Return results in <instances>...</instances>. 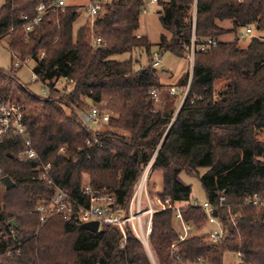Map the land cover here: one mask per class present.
<instances>
[{"label": "trees", "instance_id": "1", "mask_svg": "<svg viewBox=\"0 0 264 264\" xmlns=\"http://www.w3.org/2000/svg\"><path fill=\"white\" fill-rule=\"evenodd\" d=\"M47 1L55 0H5L0 40L8 39L10 52L20 61H34L33 74L49 94L27 91L13 65L0 68V96L24 99L28 134L40 162L51 165L53 183L88 206L82 185L88 175L92 191H111L115 206L126 209L157 151L153 170L164 173L160 200L171 205L152 217L150 247L157 263L225 264L227 253H241L236 264H264V210L241 205L247 194L264 195V140L256 139L264 131V41L253 36L245 48L236 38L221 41L247 28L264 34V0H159L158 15L167 33L156 44L160 53L184 58L193 6L197 39L219 41L211 51L196 54L190 88L188 76L175 86L188 93L174 120L183 94L161 93L167 86L156 69L137 68L139 61L133 58L114 59L138 50L151 57L149 38L137 34L144 0H110L92 25L76 32L78 8L66 6L49 12L26 34L23 16H35L37 6ZM96 38L103 44L95 45ZM67 80L73 81L69 89ZM152 90L160 92V110ZM88 100L113 113L108 131L94 135L81 119L90 108ZM21 151L19 138L0 140L3 176L15 184L7 190L0 183V264H152L129 226L123 235L117 226L104 225L94 233L62 217L40 225L36 208L51 197L53 187L39 177L40 162L20 159ZM182 173L200 180L206 201L214 202L218 191L227 190L234 222L228 208L219 211L226 230L222 243L212 245L207 236L195 235L180 241L176 208L196 230L207 226V215L194 206L192 187L183 183ZM160 178L152 181L155 194L163 190ZM11 220L17 222L14 236Z\"/></svg>", "mask_w": 264, "mask_h": 264}, {"label": "built area", "instance_id": "2", "mask_svg": "<svg viewBox=\"0 0 264 264\" xmlns=\"http://www.w3.org/2000/svg\"><path fill=\"white\" fill-rule=\"evenodd\" d=\"M110 0H91L87 7L88 12L94 19L103 9V5ZM66 7V3L63 0L47 1L40 3L36 8L35 16L28 15L23 16L22 21L24 23L23 29L26 34L33 32L35 27L39 26L49 12H54L56 9H63ZM160 9L159 0H144V6L142 13L147 14L149 11H157ZM196 7L194 16L192 19V36L190 43L185 47V59L193 66L195 62L196 54L206 53L216 48L219 41L214 38H206L204 40H198L195 33L196 28ZM254 29L247 28L239 31V38L253 37ZM95 45H102V38L94 39ZM45 56L41 54V58ZM32 61L31 58H27L25 61H16L14 69L16 70L21 65H25ZM162 64L161 53L156 50L151 52V67L156 69ZM34 78H37L33 74ZM73 85L72 80L64 81V86L68 89ZM171 95L176 94V87L169 89ZM186 92L185 96L187 95ZM160 92L158 90H152L151 95L158 101ZM25 102L5 100L0 96V140L19 138L21 140L22 151L20 153V159L24 160H37L40 162L39 155L34 148L33 141L30 138L25 123ZM114 117L111 111L106 107L93 106L88 111L81 113V119L88 125L93 124H107ZM97 142V141H96ZM89 144V143H88ZM62 152L64 150H61ZM149 169V168H148ZM38 170V169H37ZM50 164H43L40 162L39 177L47 180L53 187V194L45 202L37 206L36 212L39 214V224H45L49 219L53 217H62L67 221L73 222L75 225L82 226L83 224L90 222H99V230L102 226H117L123 235L125 230L129 226L135 232V234L143 241L150 236L152 231V217L153 213L158 210H166L171 207L170 202L164 203L160 200L158 195H153L154 201L151 200L147 187V172H145L139 182L137 183L134 194L132 195L128 207L115 206L116 196L115 194L98 193L92 191L89 185L84 187V196L89 198L88 206L72 199L58 186H56L50 179ZM3 169L0 163V183H2ZM227 190L223 189L216 193L215 201H206L203 204L197 202L193 203L194 206L201 207L207 215V226L210 227V231L207 233V240L212 245H218L226 238V230L222 216L219 215V211L224 208H228L229 218L234 222V217L231 212V206L226 204ZM156 205L157 208H153ZM243 207H251L259 210H264V195L260 194H247L243 203ZM145 206V207H144ZM176 220L181 224V230L179 231L180 241H185L191 234L193 229L192 225L184 222L179 208H176ZM217 216H214V213ZM147 216V217H145ZM10 223V222H9ZM10 225V224H9ZM10 235L14 236V227L10 225ZM20 245V243H18ZM235 256L238 260L242 259L241 253H236ZM194 264H205L201 260L196 261Z\"/></svg>", "mask_w": 264, "mask_h": 264}, {"label": "rangeland", "instance_id": "3", "mask_svg": "<svg viewBox=\"0 0 264 264\" xmlns=\"http://www.w3.org/2000/svg\"><path fill=\"white\" fill-rule=\"evenodd\" d=\"M4 1L5 0H0V8L4 4ZM63 1L66 3V6H76L78 8L79 17L74 24V31L75 32L79 28L83 27L84 25H86L88 23H90V25H92V21L95 18L93 19L87 10V7L90 4L91 0H63ZM162 1H168V0H162ZM194 11H195V6H193V8L190 11L189 18H188L190 21H192V19H193ZM140 33L149 38L150 42L153 45L152 51H156L157 50L156 44L159 43L161 35L167 34L164 31V29L162 28V25H161L157 11L152 10V11H149L147 14L142 13L141 20H140V28H139V31L137 32V34L140 35ZM254 36L260 37L261 40L264 41V34L254 31ZM235 38L239 39V45L238 46L240 48H245L248 45V43L252 37L239 38L238 35L236 37H235V35H230L229 37L223 38V41H226V40L233 41ZM130 58H133V60L136 62L139 61L137 68H139V67H144V68L151 67L150 54L146 55L141 50L136 51L132 56H131V54H125L122 56L114 57V59L119 60V61L128 60ZM18 60L19 59L17 57L13 56V54L10 52L8 39L4 38V39L0 40V68L4 69V70H9ZM161 61H162V64L159 68H156V71H157L160 83L167 86V89L162 90L161 93L169 91V89L171 87L178 86L180 81L185 76L189 77L188 89L190 88L191 82H192L194 65L191 66L186 61L185 55H184V58H179V57L173 56L169 53H161ZM34 67H35L34 61H30L25 65H21L19 68L16 69L17 70L16 77L23 85H25V87H26L25 89L27 91H29L30 93L36 94L40 97H47L49 94L48 90L43 87V85L40 81H37V78L33 77ZM165 68L168 71H164ZM219 86H220V82H216L215 83V89H218ZM188 89H187V91H188ZM176 92L179 95L183 94L182 95L183 97L181 98L179 96L180 98H178L177 103L175 102L176 103V105H175L176 106V113H175V116L173 117V120L177 116L178 110L180 109L181 104H182L183 99H184L185 94H186V93L184 94L183 89H176ZM22 101L25 102L24 99H22ZM162 106H163V104H162L161 100L155 102L156 110H160L162 108ZM104 107H106V106L104 105ZM88 110H89V108L85 109V111H88ZM117 119H118V117H117ZM88 129H90L91 132L95 135L98 132L104 133V132L108 131L109 128H108V124L97 123V124H93V125H88ZM256 139L264 140V131L261 132V134H259ZM163 141H164V139H162L159 147L161 146ZM156 153H157V151L155 152L152 160L148 163V165L142 171V175L145 172H147V184L146 185L148 187V191L150 190V188L152 189V185H153V187L155 185V183L152 182L153 178L157 175L161 176L160 182L163 185V190L158 194H155L153 190H152V192H149V195H150V198L152 201H154L153 195L154 196L158 195V197L160 198L164 192V173L163 172H154V170H153V159L155 158ZM204 172H205V170H202L201 174H203ZM192 176H188L185 173H182L180 175L183 183L192 187V202L193 203L197 202L199 204H203L207 200L206 193H205L203 187L201 186L200 180L197 177H192ZM82 185L83 186H87V185L90 186V178L88 175L83 176ZM107 193L109 194V193H111V191H109ZM153 208H157V206L154 205ZM145 217H147V216H145ZM175 227H176L178 232L181 230V224L178 221L175 222ZM209 231H210L209 226H206L202 230H196L193 227L190 235H195V236H200V237L201 236H207V233ZM134 234H135V232H134ZM140 241L143 243L152 264H158L157 259L155 257V254L153 253V251L150 247V236L146 238L145 242H143L141 239H140ZM237 261H238V259L235 256V254L227 253L225 255V264H236Z\"/></svg>", "mask_w": 264, "mask_h": 264}, {"label": "water", "instance_id": "4", "mask_svg": "<svg viewBox=\"0 0 264 264\" xmlns=\"http://www.w3.org/2000/svg\"><path fill=\"white\" fill-rule=\"evenodd\" d=\"M185 100H186V96H185L184 99H183V102H182V104H181L180 109L182 108V106H183ZM87 102H88V104H89L91 107L94 106L93 103H92V101L88 100ZM180 109H179V110H180ZM179 110H178V112H179ZM177 114H178V113H177ZM9 156L11 157L12 155H9ZM2 183L4 184V186H5V188H6L7 190H10V189H12V188L15 186L14 182H13V181L11 180V178L8 177V176H5V177L2 178ZM214 216H217V213H216V212L214 213ZM9 224H10L12 227H17V222H16V220H11ZM81 228L84 229V230L90 231V232L97 233V232L99 231V222H90V223H86V224H83V225L81 226Z\"/></svg>", "mask_w": 264, "mask_h": 264}, {"label": "crops", "instance_id": "5", "mask_svg": "<svg viewBox=\"0 0 264 264\" xmlns=\"http://www.w3.org/2000/svg\"><path fill=\"white\" fill-rule=\"evenodd\" d=\"M158 11H159V10H157V12H158ZM138 31H139V30H138ZM139 36H144V35L140 33ZM229 36H230V35L225 36V37H229ZM225 37H222V38H221V41H223V38H225ZM226 41H229V40H226ZM164 71H168V70L165 68Z\"/></svg>", "mask_w": 264, "mask_h": 264}]
</instances>
